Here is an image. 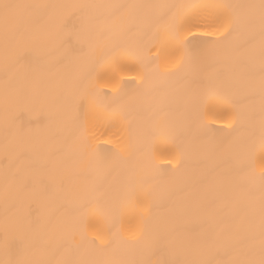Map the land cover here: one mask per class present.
I'll return each instance as SVG.
<instances>
[{"label":"snow or ice","instance_id":"6c2138e0","mask_svg":"<svg viewBox=\"0 0 264 264\" xmlns=\"http://www.w3.org/2000/svg\"><path fill=\"white\" fill-rule=\"evenodd\" d=\"M0 48V264H264V0H0ZM127 72L139 81L133 90L122 86ZM69 95L73 125L62 135ZM146 101L179 112L169 137L173 171L189 173L193 145L227 155V167L204 170L191 193L204 205L195 239L161 223L186 209L178 181L161 178L150 140L155 114L123 147H105L117 122ZM35 103L48 108L39 133L53 144L46 162L33 157L37 133L18 123ZM218 111L226 129L212 127ZM225 131L227 140L216 137ZM61 154L67 174L49 183L45 169ZM72 172L93 176L77 187ZM37 197L47 200L46 214L33 211Z\"/></svg>","mask_w":264,"mask_h":264},{"label":"bare ground","instance_id":"6f19581e","mask_svg":"<svg viewBox=\"0 0 264 264\" xmlns=\"http://www.w3.org/2000/svg\"><path fill=\"white\" fill-rule=\"evenodd\" d=\"M19 3H154L157 0H15ZM179 2V0H177ZM240 2V0H238ZM146 41L147 36L143 37ZM207 41L215 40L216 37H206ZM57 55V53H53ZM0 64H2V48H0ZM69 69L71 66H68ZM24 73V69L20 70ZM206 71H211L206 70ZM134 72H127L124 74L122 86L128 90H133L139 81H133L132 77ZM3 69L0 66V94H2L3 84ZM60 77L53 76L50 83V88H56L58 86ZM234 99L242 101V97L239 95L234 96ZM74 100L72 95L66 97L64 106L62 108V118L64 124L61 129L62 135H68L71 132L73 119H74ZM48 108L42 103H35L26 107L18 121L20 126L26 129H32L34 133H37L31 140V150L33 157L41 162H46L50 151L53 150V144L46 141L39 133L50 123L47 117ZM154 115L156 127L154 129V135L150 137L151 143L156 153L157 164L161 170V178L166 181H178L174 185L175 190L179 194L178 203L181 207H184L186 211L182 215L175 217L171 224L167 223L164 219L161 223L168 228L174 229L177 236L187 237L195 239L201 231V217L203 214L204 205L194 202V197L191 193L194 190V186L200 179L201 173L206 169H216L222 171L227 167V155L217 152H210L207 154H198L196 147L191 146L189 151L190 171L188 174L177 173L172 169L175 167V153L176 149L173 142L170 140L175 128L172 126L179 118V112L175 108H165L160 110L155 107L151 102L146 101L142 108L133 106L131 115L127 121H118L115 128L112 129V143L106 145L107 149H115L119 144L124 146L129 134H138L144 128V121L148 115ZM215 124L212 125L214 129H226V118L222 111H218L215 114ZM3 120V109L0 106V122ZM216 137L227 140L228 131L218 132ZM123 138V139H122ZM76 157H72L75 160ZM173 160L171 165L168 164V160ZM203 159V162L201 160ZM3 137L0 136V227H2L3 219V193L5 190L4 182V167H3ZM49 175V183H58L67 174L65 158L61 154L56 160L53 166L45 169ZM92 172H72L71 180L77 187L87 184L92 179ZM34 212H40L46 214L48 211V202L42 197L36 198V203L32 204ZM2 252H0V258H2Z\"/></svg>","mask_w":264,"mask_h":264}]
</instances>
